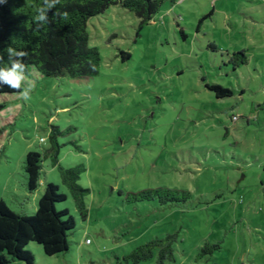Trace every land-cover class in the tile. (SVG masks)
Listing matches in <instances>:
<instances>
[{
	"label": "rangeland",
	"instance_id": "1",
	"mask_svg": "<svg viewBox=\"0 0 264 264\" xmlns=\"http://www.w3.org/2000/svg\"><path fill=\"white\" fill-rule=\"evenodd\" d=\"M240 3L250 6L167 1L142 28L132 12L111 6L87 24L101 55L97 76L46 77L32 68L27 101L0 96V201L32 215L51 182L67 196L57 208L76 219L68 251L47 256L29 243L34 264H135L124 258L135 247L174 232L175 260L164 264H264V27L255 37L260 29L243 24ZM238 51L248 61L234 69L228 53ZM213 83L233 96L216 98L206 88ZM51 135L57 164L44 159L29 191L25 157L49 149ZM77 164L90 190L85 221L58 170ZM157 187L192 198L170 206L127 199ZM207 242L221 248L197 259ZM139 264H158L157 251Z\"/></svg>",
	"mask_w": 264,
	"mask_h": 264
},
{
	"label": "trees",
	"instance_id": "2",
	"mask_svg": "<svg viewBox=\"0 0 264 264\" xmlns=\"http://www.w3.org/2000/svg\"><path fill=\"white\" fill-rule=\"evenodd\" d=\"M175 0H61L49 11V23L36 30L33 20V5L42 0H0V51L12 46L18 51L28 52L25 57L26 73L36 69L46 77H67L79 80L93 78L100 73L101 55L99 49L89 45L88 21L90 18L104 14L111 6H120L132 12L140 21L139 27L148 25L160 11L165 2ZM57 9L67 12L68 18L53 17ZM202 22V20L200 21ZM234 69L247 63L246 51L228 53ZM131 55L122 52L123 60ZM7 53L4 61L7 62ZM0 66H3L0 64ZM10 66V65H9ZM216 98L233 96V90L219 84H206ZM7 85H0L2 94L19 93ZM5 104L0 102V110ZM56 130H52L54 133ZM2 129H0V134ZM51 147L43 153L31 151L25 157L27 188L34 191L40 181L42 162L50 157L52 165L57 164L60 145L51 135ZM61 182L73 198L75 208L82 220H86L89 209L86 203L90 190L80 185L81 174L86 170L83 164L73 167H58ZM192 198L189 190L169 187L143 189L128 192L130 202H155L161 206L187 203ZM66 194L58 185L47 183L44 193L38 201L34 214L25 215L12 210L4 201H0V264L22 261L34 264L33 254L26 249L30 242L42 246L45 255L54 256L69 250V236L76 228V219L68 209L57 208L58 203L65 202ZM178 233H169L164 237H155L135 247L127 256L139 264L152 258L157 251L158 264L174 261L175 243ZM221 248L220 243H205L197 259L212 255Z\"/></svg>",
	"mask_w": 264,
	"mask_h": 264
},
{
	"label": "clouds",
	"instance_id": "3",
	"mask_svg": "<svg viewBox=\"0 0 264 264\" xmlns=\"http://www.w3.org/2000/svg\"><path fill=\"white\" fill-rule=\"evenodd\" d=\"M60 3L61 0H42L41 3L33 5V11L35 13L33 20L36 23L37 31L49 23V11ZM56 16H62L63 19H67L68 13H61L59 9H57L53 12V17ZM4 53H7V62L4 61ZM27 56L28 52L18 51L12 46H8L0 51V64L3 65L0 66V85H7L14 90H20L23 87V90L19 91V95L25 101L29 99V93L32 89L30 83L25 84L27 65L24 58Z\"/></svg>",
	"mask_w": 264,
	"mask_h": 264
},
{
	"label": "crops",
	"instance_id": "4",
	"mask_svg": "<svg viewBox=\"0 0 264 264\" xmlns=\"http://www.w3.org/2000/svg\"><path fill=\"white\" fill-rule=\"evenodd\" d=\"M247 1L249 2L250 6L246 5V3L244 4L240 3L242 5V9H241L242 14L244 15L243 24L246 25L248 22L251 21L252 26L256 27L257 29H260L261 25H263L264 27V0H247ZM248 10H251V13H249V15L246 14ZM261 32L262 31L260 29L256 32L255 35L254 34L253 35L256 37Z\"/></svg>",
	"mask_w": 264,
	"mask_h": 264
}]
</instances>
